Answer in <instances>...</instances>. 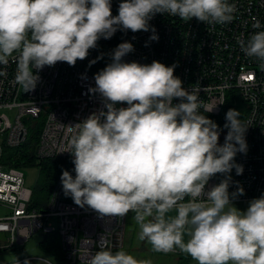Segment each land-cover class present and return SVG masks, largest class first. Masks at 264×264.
<instances>
[{"label":"clouds","instance_id":"clouds-1","mask_svg":"<svg viewBox=\"0 0 264 264\" xmlns=\"http://www.w3.org/2000/svg\"><path fill=\"white\" fill-rule=\"evenodd\" d=\"M235 12L228 0H120L116 15L111 0H0V76H7L13 59L14 81L29 92L45 66H74L117 30L150 31L149 41L158 40L149 23L158 13L223 25ZM253 21L252 27L261 29L260 21ZM238 43L264 68V30ZM133 50L129 41L113 49L111 62L94 74L90 88L103 107L67 127L64 151L73 157L75 175L62 171L64 195L100 217L133 213L138 238L155 252L179 249L197 264H264V194L241 210L233 200L244 194L243 187L229 192L232 170L243 174L235 157L247 152L249 126L238 110L229 109L219 143L221 129L203 114L212 108L199 98L200 88L185 89L174 75L175 64L125 62ZM217 174L224 178L206 190ZM38 259L54 264L51 258ZM81 259L84 264H151L106 247L89 248Z\"/></svg>","mask_w":264,"mask_h":264},{"label":"built area","instance_id":"built-area-1","mask_svg":"<svg viewBox=\"0 0 264 264\" xmlns=\"http://www.w3.org/2000/svg\"><path fill=\"white\" fill-rule=\"evenodd\" d=\"M228 2L235 5L236 12L234 19L223 25H207L196 18L185 22L158 13L149 21L155 26L158 40L149 41L150 31L117 30L110 39L101 38L87 58L77 60L74 66L65 62L45 66L39 71L36 88L29 92L15 83L16 62L10 59L7 76H0V205L8 209L0 216V255L24 250L40 234L46 236L38 247L44 254L15 260L20 264L26 259L30 264H44L38 259L43 256L51 258L54 264H84L81 256L89 248L125 250L128 214L122 218L100 217L87 206H77L64 195L60 179L65 169L75 175L73 157L64 151L68 147L67 127L103 107L99 94L90 91L95 87L94 74L111 62L113 49L123 41L134 46L123 58L125 62L150 64L157 60L167 66L175 64L174 75L182 80L183 87L189 91L199 87V98L206 108H212L204 115H221L230 100L245 102L243 123L249 126L245 134L248 149L246 154H236L235 162L244 170L242 175L232 170L229 192L237 186L244 189V194L233 203L248 202L264 194V68L254 57L246 56L238 43V39L246 41L253 32L264 30V0ZM119 3L120 0H111L113 15L118 13ZM253 17L260 21L261 29L252 27ZM32 130H38L33 156L39 161H62L44 202L35 201L34 188L26 185L24 167L7 161L15 159L9 154L28 142ZM15 153L19 156L21 151ZM223 178L222 174L212 177L206 190ZM53 218L59 222L61 258L49 254L44 247L49 235L56 232ZM180 253L175 249L166 254Z\"/></svg>","mask_w":264,"mask_h":264},{"label":"rangeland","instance_id":"rangeland-1","mask_svg":"<svg viewBox=\"0 0 264 264\" xmlns=\"http://www.w3.org/2000/svg\"><path fill=\"white\" fill-rule=\"evenodd\" d=\"M240 110L241 115L244 117L246 114V109L240 108ZM226 132V129H221L219 140H224ZM23 172L25 174L26 185L28 187L35 188L41 178V168L39 166L24 167ZM233 204L241 210H245L248 206V202ZM7 212L8 209L5 206L0 205V216H3ZM133 215L134 214L131 212L127 215L126 241L124 251L130 253L138 260L150 261L151 264H177L179 256H183L185 254L183 253L179 256H172V254L153 251L151 245L147 241H141L138 238L139 228L133 219ZM51 221L56 227V232L53 234L52 239H49L44 247H46L45 249H47L49 254H56L61 258V253L63 250L61 247V238L58 233L59 222L57 218H53ZM186 259H188L187 264H197V262L192 260V258L188 255L186 256Z\"/></svg>","mask_w":264,"mask_h":264},{"label":"trees","instance_id":"trees-1","mask_svg":"<svg viewBox=\"0 0 264 264\" xmlns=\"http://www.w3.org/2000/svg\"><path fill=\"white\" fill-rule=\"evenodd\" d=\"M240 108H245L246 105L245 102H243L241 99H238L237 101L230 100L223 113L218 116H212L205 114L208 116L211 120L215 121L217 125L223 129V125L225 124V114L229 109H236L240 112ZM243 122V116L240 117ZM227 130V129H226ZM38 130H32V135L29 137V140L27 143H25L20 149H16L18 151H21L19 156H17L18 152L16 150L11 151L14 153H10L9 157L14 156L15 159L13 160H7L9 162H12L13 165L20 166V167H29V166H39L41 168V178L36 187L34 188V198L36 200H42L41 202H44L47 197L50 194V191L52 189V186L57 178V175L59 173L61 163L62 161L60 159H47V160H37L33 156V149H34V143L37 140ZM53 236V234H52ZM51 235H49L48 239L52 238ZM183 253H180L175 256H179ZM187 254L183 256H179L178 263L177 264H187L188 259H186Z\"/></svg>","mask_w":264,"mask_h":264},{"label":"water","instance_id":"water-1","mask_svg":"<svg viewBox=\"0 0 264 264\" xmlns=\"http://www.w3.org/2000/svg\"><path fill=\"white\" fill-rule=\"evenodd\" d=\"M45 239H46L45 234H40L37 237L33 238L22 252L12 255L10 254L0 255V263L4 264L6 262H10L12 260L24 256L44 254V252L38 247L40 244H42L45 241Z\"/></svg>","mask_w":264,"mask_h":264},{"label":"bare ground","instance_id":"bare-ground-1","mask_svg":"<svg viewBox=\"0 0 264 264\" xmlns=\"http://www.w3.org/2000/svg\"><path fill=\"white\" fill-rule=\"evenodd\" d=\"M52 234H54V233H52ZM29 243H30V242H29ZM29 243H28V244H29ZM28 244H27V245H28ZM27 245H26V246H27ZM25 248H26V247H25ZM25 248H24V249H25ZM22 251H23V250H22ZM22 251H20V252H22ZM20 252H18V253H20ZM16 254H17V253H16ZM29 256H30V255H29ZM24 257H26V256H24ZM21 258H23V257H20V258H17V259H21Z\"/></svg>","mask_w":264,"mask_h":264},{"label":"flooded vegetation","instance_id":"flooded-vegetation-1","mask_svg":"<svg viewBox=\"0 0 264 264\" xmlns=\"http://www.w3.org/2000/svg\"><path fill=\"white\" fill-rule=\"evenodd\" d=\"M219 143H222V142L219 140Z\"/></svg>","mask_w":264,"mask_h":264}]
</instances>
